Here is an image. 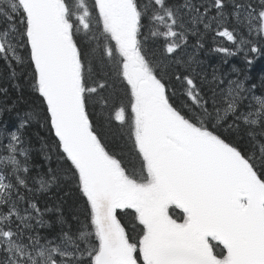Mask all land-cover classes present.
<instances>
[{
    "label": "snow or ice",
    "instance_id": "6c2138e0",
    "mask_svg": "<svg viewBox=\"0 0 264 264\" xmlns=\"http://www.w3.org/2000/svg\"><path fill=\"white\" fill-rule=\"evenodd\" d=\"M256 57L264 0H0V264H264Z\"/></svg>",
    "mask_w": 264,
    "mask_h": 264
},
{
    "label": "trees",
    "instance_id": "16d2710c",
    "mask_svg": "<svg viewBox=\"0 0 264 264\" xmlns=\"http://www.w3.org/2000/svg\"><path fill=\"white\" fill-rule=\"evenodd\" d=\"M192 45H193V41H189V49L188 51L191 52L192 49ZM197 55L200 57L201 60H203L205 62V64H207L208 66L211 67V64H215L217 63L216 60L218 61L219 57L217 54L212 53L209 51L208 47H205L204 49L200 50ZM239 61V57L236 58H231V63H237ZM230 65H226L225 68L227 69V67H229ZM209 67V69H210ZM264 67V59H261L260 57H256L254 60V69L251 73L252 76H256L258 77L260 74V69ZM27 99V97H26ZM5 120H10L11 117L9 116H5L4 117Z\"/></svg>",
    "mask_w": 264,
    "mask_h": 264
},
{
    "label": "rangeland",
    "instance_id": "374dc122",
    "mask_svg": "<svg viewBox=\"0 0 264 264\" xmlns=\"http://www.w3.org/2000/svg\"><path fill=\"white\" fill-rule=\"evenodd\" d=\"M216 62H218L217 60H216ZM212 65V64H211ZM210 67V66H209Z\"/></svg>",
    "mask_w": 264,
    "mask_h": 264
}]
</instances>
